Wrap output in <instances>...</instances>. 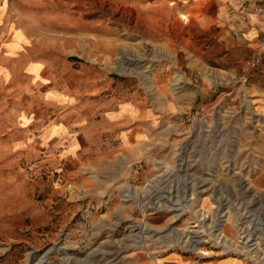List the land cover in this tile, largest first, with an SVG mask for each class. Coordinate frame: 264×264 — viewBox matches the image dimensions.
<instances>
[{"label": "rangeland", "instance_id": "374dc122", "mask_svg": "<svg viewBox=\"0 0 264 264\" xmlns=\"http://www.w3.org/2000/svg\"><path fill=\"white\" fill-rule=\"evenodd\" d=\"M223 2L0 0V264H264V40Z\"/></svg>", "mask_w": 264, "mask_h": 264}, {"label": "crops", "instance_id": "0c3cea01", "mask_svg": "<svg viewBox=\"0 0 264 264\" xmlns=\"http://www.w3.org/2000/svg\"><path fill=\"white\" fill-rule=\"evenodd\" d=\"M226 1L232 2L237 6L236 9L232 10V12L237 15L236 18H231L232 22H228V25L223 28V33L219 37H225L227 40L229 33L233 30H240L243 34L241 36L242 39H245L248 45H257L258 42H262L264 40V0H224L223 3ZM12 37L18 39L20 33H15ZM1 66L0 70H3L6 75L7 71L3 68L5 65L1 64ZM134 105L136 106V104ZM137 107V109H131L130 106L125 109L121 107V109L115 111L112 117H109V121L113 126L116 124L119 125L118 128L123 130V132H125L124 134H128L132 128H137L138 130L145 121L143 118H140V115L143 116V113H146L147 110L144 111L139 109V106ZM27 119L28 118L23 119L20 117L19 120L24 123ZM130 119H132V121L127 123ZM50 129L49 133H53L60 129L64 130V127L54 124Z\"/></svg>", "mask_w": 264, "mask_h": 264}, {"label": "bare ground", "instance_id": "6f19581e", "mask_svg": "<svg viewBox=\"0 0 264 264\" xmlns=\"http://www.w3.org/2000/svg\"><path fill=\"white\" fill-rule=\"evenodd\" d=\"M253 238V237H252ZM247 240H248V238H246ZM248 243V242H247ZM245 246H247V245H245Z\"/></svg>", "mask_w": 264, "mask_h": 264}]
</instances>
